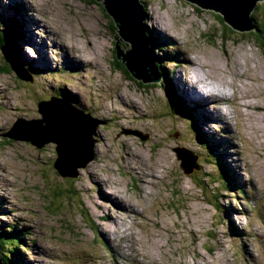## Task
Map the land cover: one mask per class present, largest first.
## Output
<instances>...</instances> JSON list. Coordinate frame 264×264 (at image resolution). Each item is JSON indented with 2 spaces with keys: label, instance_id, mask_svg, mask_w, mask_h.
Returning a JSON list of instances; mask_svg holds the SVG:
<instances>
[{
  "label": "rangeland",
  "instance_id": "rangeland-1",
  "mask_svg": "<svg viewBox=\"0 0 264 264\" xmlns=\"http://www.w3.org/2000/svg\"><path fill=\"white\" fill-rule=\"evenodd\" d=\"M25 1L0 0V11L5 12V18H0V30L9 31L14 46L9 50L0 46V89L5 90L4 93L11 98L10 103H16L17 107L16 110L2 107L0 98V194L3 192L7 199L2 201L4 204L0 202V229L16 223L25 230V235L20 239L23 246L15 251L22 256L21 263L264 264V154L261 155L264 152V137L253 139V150L246 147L239 128L242 117L238 116V109L242 106V101L233 96L230 103L224 104L232 117L231 132L228 125L224 126L215 119L216 113L224 116L220 111L223 105L216 107L213 96H188L183 92L179 79L186 76L190 81V67L188 63V66L177 65L173 68L175 78L171 77V83L175 90H179L186 103H191L194 97L200 98L202 104L208 98L214 100V104L210 103L205 110L196 111V117L199 118L196 122L190 121L195 131L183 120L179 129L173 131L168 116L165 118L164 114V127L152 114L151 118L142 119V126L146 129L140 133L144 139L138 134L125 133L127 129L132 130L127 125L129 121L136 119L137 113L126 109L127 117H119L117 109L121 107L120 94L147 111L168 113V110L173 109L171 113H175L177 110L171 106V99L175 98L173 92L162 83V78L160 87H157L159 82L142 86L122 67L114 70V64H117V58L113 56L117 29L111 26L112 19L101 8L100 2L30 0L36 11L28 14ZM144 1L149 12L145 27L151 34L148 38L155 51L153 55L162 65L167 63V68L173 67L170 60L182 59L181 48H190L200 60L214 63L228 54V51L224 53L221 50L222 43L230 49L231 58L240 49L246 51L249 48L251 54H259L253 58L256 61L254 63L264 61V46L260 45V42L264 43V1H258L254 6L251 16L255 29L248 31L234 30L223 22L220 12L186 0H142L143 10ZM18 2L22 5V14L13 7ZM9 6L12 7L8 8ZM19 13L21 17L16 21ZM42 14L52 34L39 24H43ZM151 17L179 37V47L173 44L168 35L159 33L150 26ZM203 20H206L205 23ZM31 26L37 29V33L33 31L36 38L29 41L28 39L33 38L29 32ZM19 30L23 38L17 40L20 37ZM16 41L23 45L22 49L16 47ZM25 44L41 48L45 45L47 49L44 68H33L32 64H28L34 75L25 71L23 61L31 58L37 64L41 56H37L33 48L25 47ZM65 51L73 52L78 57L83 55L86 59L91 58V61L83 63V66L68 57ZM40 53L44 55L41 49L37 51L38 55ZM176 53V58H169ZM42 59H45L44 56ZM209 71L219 80L223 74H227V67L222 62L220 67L210 68ZM30 77H35L36 82L31 83ZM23 78L33 86L32 90H23ZM235 82L233 78V93ZM257 85L254 83L252 86ZM63 90L69 100L83 101L84 104L79 105L87 109L86 113L91 117L103 122L105 120V123L96 127L97 135H93V138H97L94 142L97 143V149L106 150L103 162L94 145V158L87 164V170L79 168L78 176L71 181L63 180L53 167L55 154L51 143L40 148L3 135L8 133L17 118L38 116L37 103L40 99H48L50 96L62 98ZM143 91L152 96L149 104L145 93L147 106L144 105L143 98L138 97ZM174 93L179 98L178 92ZM138 99L141 103L135 102ZM250 112L257 115L255 110ZM251 118L248 117L247 123H250L249 127L252 129L254 122ZM36 119H41V115ZM42 122L40 120L39 123ZM27 126L32 127L30 124ZM44 127L45 124H42L41 128ZM132 128H137L136 124ZM198 130L201 132H197ZM150 131L162 138L184 143L176 147L194 149L195 152L192 153L197 156L199 169L185 174L172 147L176 159L173 168L162 173L164 181L147 178L150 184L144 185L143 189L148 196L143 198L135 191H124L123 182L131 179L119 174L118 165L126 163V156L124 159L120 156L129 153L128 150L141 152L142 148L147 159L137 157V166L144 176L148 164L153 162L148 152V142L153 140ZM170 131L172 133L168 136ZM200 139L206 140L208 146L219 147L222 151L220 156L223 157V165L224 161L229 163L231 170V188H226L230 182L228 177H224V182L218 180L216 169L208 160V153L203 149L198 151L204 144ZM228 142L232 148L227 147ZM123 143L127 145V150L122 148ZM229 150L236 155H231ZM165 153L164 147L158 151L159 155ZM35 160H40L41 164H37ZM11 163L24 164L28 168L16 176ZM233 167L240 169L234 172ZM2 170L6 171L5 177ZM91 170L105 181L99 192V186L88 177V174L92 175ZM82 181L87 190L91 187L92 194L101 196L100 201L105 210L114 215L116 224L107 218L97 219L91 213V202L80 185ZM114 188L120 189L121 195L136 207L142 218L132 214L131 217H126L127 213L118 210L110 196H104ZM161 193H165V196L161 197ZM147 217L151 220H144ZM154 239H158V244L151 246ZM114 246L120 247L119 254L114 252Z\"/></svg>",
  "mask_w": 264,
  "mask_h": 264
},
{
  "label": "bare ground",
  "instance_id": "bare-ground-1",
  "mask_svg": "<svg viewBox=\"0 0 264 264\" xmlns=\"http://www.w3.org/2000/svg\"><path fill=\"white\" fill-rule=\"evenodd\" d=\"M186 1L191 2L189 0H186ZM25 2H26V6L28 8V14L33 12V11H36V8L30 2V0H26ZM191 3H193V2H191ZM11 7L12 6H9L8 8H11ZM210 10H212V9H210ZM148 14H149V12L147 10V6L145 5V1H144V11H143V17H142V24L143 25L146 24ZM58 17L60 18V14L58 15ZM0 18H2V19L5 18V12L3 13L0 11ZM163 19L167 20L164 16H163ZM206 20H203V22L205 23ZM222 20H223V18H222ZM27 21H24V22L26 23ZM223 22H225V21L223 20ZM225 23L230 26V24H228L227 22H225ZM39 24L43 25V27L46 28V31L49 34L53 33L51 31V29L49 28L48 23L44 18V15H43V24L41 22ZM150 26L154 30L158 31L159 33H164V34L168 35L171 38L173 44L179 47V40H180L179 37L177 35L171 33L170 31H168V29L166 27H164L154 17H151V19H150ZM33 31L37 33V29L34 28L33 26H31L29 29V32L31 33L33 38L28 39L29 41L35 40V38H36V35L32 34ZM7 32L8 31H6V30H0V40L2 41V45H0V46H4L6 50H9L11 48H14V46H13L12 42L9 43V34H6ZM230 40H232V42H233V39H230ZM237 41H239V40H236V42ZM149 45H150V42H149ZM16 47H19L20 49H22L23 45H21L19 42H17ZM25 47L33 48L36 55L39 57L41 56V59H39L40 61H37L38 62L37 64H36V60L31 59V58H28L29 61H23V64L25 66V71L29 74L34 75V73L31 71V68L28 66V64H32L33 68H38V69L44 68L45 64L47 62V60H46L47 58L45 55V50H47V49H46L45 45L43 46V48H41L37 45H34L32 47L29 44H25ZM150 48H151V45H150ZM220 48L224 53L226 51H228V54H225L223 57L218 58L217 61L214 63L209 62L205 59L200 60L198 58L196 52L192 51L190 48H181L183 51V57H182V59L177 58V61L180 63H176V65L186 66L188 63V65L190 67V76L191 77H190V81H188L186 76L181 77L179 79V81H180V84H181L183 91L186 95H188V96H194V95L199 96L200 95L201 97H204V94H206L208 96H213L215 98L216 107L218 105H223L220 108V111L223 113L224 117H221L216 113L215 119L219 123L223 124L224 126H225V124L228 125L231 128V132H232V127H231V121L230 120L232 117H231L230 111L224 106V104L230 103L233 96L235 98L240 99L242 101V106L238 109V116L240 115L242 117L241 118L242 122H241V126H239V128H240V131L243 134H245L246 147L253 150L252 143H254V142L248 136H246L247 132L249 130V124H250V123H247V119H248V117H252L251 119L254 122V124L252 125V129L254 130L253 134L255 135V137L256 138L264 137V61L254 63L256 61L253 58L259 56V54H257V53L251 54V49H249V48H247L246 51H243L242 49H240L239 52L236 53L232 58L229 57V53H231V51L228 48V46H226L225 44L222 43L220 45ZM40 49L44 52V55H41V53H40V55L37 54V51ZM151 51L153 53L155 52L152 48H151ZM65 52L68 55V57H70L72 60H74L76 62L82 63L83 66H85L83 63H88L91 61V58L86 59V57L83 55L78 57L76 55H73V52L72 53H69V51H65ZM191 54H195V56H191ZM171 55L173 58H176V56H178V53L171 54ZM42 56H44V58H45L44 60L42 59ZM26 58L27 57H25V59ZM80 58H83V59H80ZM222 62H224L226 67H227V74H223L219 80H216L214 78V76L210 73L209 69L220 67ZM50 69L52 70V68H50ZM233 78L236 81L234 84V87H235L234 93L231 90V88L233 87ZM23 80L25 81L24 86H23V90H25V91L32 90L33 86L30 85V82L25 80L24 78H23ZM254 83H257L258 85L252 86ZM148 84H150V83H148ZM160 84L161 83L159 81V83H157V87H160ZM241 88H242V91H241ZM226 89H227V92L225 93ZM4 92H5V90L0 89V98L2 100L1 106L7 107L9 110H16V108H17L15 106L16 103L14 105H12L10 103L11 98L8 97L7 94H5ZM145 93H147V92L143 91L141 93L142 95H140V93H139L138 97L143 98V103H144V105L147 106V102L144 100ZM154 94H156V93H154ZM147 95H148V102L150 104V102L152 100V96H150L148 93H147ZM211 99L208 98L207 102L205 101L202 105L198 106V108H199L198 111L199 110H205V107L209 106L210 103L214 104V100L212 101ZM139 100L140 99H138L135 102L141 103ZM64 101L70 103L72 106L78 108L79 110H83L84 113H86L88 111L87 109H85L83 107L81 108V106L79 105V104H84V102L81 100H78L77 102H73V101L71 102L69 99H64ZM120 103H121V107L117 109V114L119 115V117H122V118L127 117L126 109H129V110L137 113L135 115L136 119H134L133 121H129V125H127V126H128V128L135 130L138 133H140V132L142 133V132H144L143 130L146 129L145 127L142 126V119L151 118L152 114L156 116L158 122H162L160 124H163L164 127H165V123H164V119H163L164 114H165V118H166V116H168L169 121L171 122L170 125H171L173 131H176L179 129V125H180L181 120L186 121L187 124L189 125L188 117L184 113H182L181 111H178V110L175 113H171L173 111V109L168 110V113L160 112V111H154V110L147 111V109H143L142 107L131 102L128 98H126L124 95H121V94H120ZM187 103H189V102H187ZM250 110H255L257 115L251 114ZM11 113H13V111ZM37 113L39 116L40 114L38 111H37ZM38 116L33 117V118H26V117L25 118L26 119H36ZM133 124H136L137 128H132ZM223 128L226 129L227 132L229 133L227 128H225V127H223ZM150 133L152 134L153 140L151 142H148L149 146L150 147L152 145L159 146V150L164 147L166 149V153L164 155H159L158 154L159 150H158L156 153L151 154L150 150H148L149 157L152 156L153 162L150 161V163L148 164L146 171L143 173L144 176L140 174V171L138 170L139 167L137 166V164H138L137 157H139L141 160L147 159L145 151L142 148H141L142 153L135 151V150H132V151L128 150L129 153L126 152L124 155L120 156L121 159H124L126 156V158H127L126 163L124 165H118V169L120 171L119 174L121 176H128L131 179V181H124L123 182L124 191L125 192L135 191L137 194H139L140 197H143V198L148 196V195H146V191L143 189L144 185L150 184V182L147 181V178H152L155 180L159 179V180L164 181L165 179L162 176V173L165 171H170L176 162V159L175 160L172 159V157L173 158H175V157H174V152H172L171 148L172 147L176 148L177 145H184V143L179 142V141H175V140H172L169 138H162L155 132L150 131ZM171 133L172 132L170 131L168 133V136H170ZM96 135H97V129H96ZM219 135H220V138L223 140V138L221 137V134H219ZM161 139H163V141ZM229 139H230V137H229ZM96 140H97V138H96ZM50 143L54 149V154H55L54 161H55V159H56V148L55 147L56 146H55V143L53 141H51ZM47 144H49V143H47ZM94 145L96 147V150L99 151V153H100V161L103 162V157L106 153V150L103 148L97 149V143L96 144L94 143ZM226 145L228 148H232V146L230 145L229 142L226 143ZM122 148L124 150H127V145H125L123 143ZM93 150H94V154H95V148L94 147H93ZM189 150L191 152H195L194 149H189ZM199 150H201V147L198 148V151ZM229 151H230L231 155H236V153L232 152L231 150H229ZM263 154H264V152H261V155H263ZM186 159H189L188 156H186ZM35 161L37 164H39V165L41 164L40 160H35ZM87 164L84 167H81V168H83V171L87 170ZM0 165H1V162H0ZM10 165H11L13 171L15 172L16 176L19 174H22V171H25L28 168L27 165L20 164V163H11ZM156 168H158L159 170H157ZM239 169H240V167H238L237 169H235V167H233L232 171L236 172ZM2 172H3V174H2L3 177H5L6 171L2 170ZM91 173H92V175L88 174V177L90 178L91 182L96 183L99 186V188H98V192H99L102 190L103 186L105 185V181L103 178L98 176L95 173V171L91 170ZM57 174L59 176H61L62 179L65 181H67V180L71 181L78 176V175H76V176L61 175L58 173V171H57ZM200 174H202V172H200ZM35 178L36 177H34V179ZM80 178H81V176H80ZM80 185H81V188L87 194V197L91 202V204L89 205V207L91 206L90 207L91 213H93L97 219L106 220V218H107L108 220L112 221V223L116 224L117 222H116V218L114 217V215L111 214L109 211L105 210V207L102 204V201H100L101 196H99V195L97 196V195L92 194L91 193V187H90V190H87V187H84V185H83V181L81 182ZM88 185H90V183H88ZM2 193L3 192H1V194H0V200H1V202L2 201L5 202V201H7V199L5 198V195H3ZM104 196H106V197L110 196L114 200L115 207H117L118 210H121V212L127 213L126 217H131V214H132V215H137L138 217L142 218L141 214L136 210V207L133 204L129 203L127 201V199H125L121 195L120 189L114 188V189L110 190L108 192V194H104ZM164 196H165V193H161V197H164ZM144 220L148 221V220H151V218L147 217ZM147 223H150V222H147ZM27 226L29 228V225H27ZM183 227L185 228V225ZM163 230H166V228L163 227ZM190 231H192V229ZM135 239H139V238L135 237ZM110 243H112V240H110ZM157 244H158V239H154L151 243V246H154ZM114 252L116 254H119L120 253V247L114 246ZM252 260H254V259H252Z\"/></svg>",
  "mask_w": 264,
  "mask_h": 264
},
{
  "label": "water",
  "instance_id": "water-1",
  "mask_svg": "<svg viewBox=\"0 0 264 264\" xmlns=\"http://www.w3.org/2000/svg\"><path fill=\"white\" fill-rule=\"evenodd\" d=\"M100 2L116 26L115 56L137 81L144 84L159 82L162 78L159 67L153 56L142 24L143 3L140 0H96ZM200 7L221 13L225 22L238 31L254 29L250 17L257 1L263 0H189ZM41 119L19 117L4 136L12 140H22L32 146L42 147L53 141L56 148V159L53 167L61 175L76 176L77 170L84 167L94 158L93 146L96 141V127L105 123L91 117L89 113L51 96L48 100L37 103ZM40 120L43 122L40 124ZM49 123V124H48ZM30 124L32 127H28ZM45 124L44 128H41ZM48 126V127H47ZM32 128V129H31ZM125 133L138 134L135 130ZM36 135V136H35ZM180 160V168L185 174L199 169L196 155L187 148H174ZM188 156L189 159H186ZM0 264L2 260L0 258Z\"/></svg>",
  "mask_w": 264,
  "mask_h": 264
},
{
  "label": "trees",
  "instance_id": "trees-1",
  "mask_svg": "<svg viewBox=\"0 0 264 264\" xmlns=\"http://www.w3.org/2000/svg\"><path fill=\"white\" fill-rule=\"evenodd\" d=\"M13 7L18 12H20L22 14V5L21 4H14ZM101 8L103 9V7H101ZM20 13L17 15V18H15L16 21H19V18L21 17ZM251 19L253 21L252 16H251ZM0 23H2V21ZM14 23H17V22H14ZM112 23L113 22H110L111 26H115L114 23L113 24ZM253 23H254V21H253ZM263 25H264V20H263ZM229 27H231V26H229ZM115 28H116V26H115ZM144 29H145V32H146V36L150 37V35H151L150 31L145 27V25H144ZM11 31H12L13 36H14L13 28H12ZM6 34H9V43H11L12 39H13L11 37L12 35L9 33V31ZM19 36L20 37L17 38V40H19L20 38L21 39L23 38L22 37V32L20 30H19ZM0 45H2V41L1 40H0ZM260 45L264 46V43L260 42ZM114 55H115V52H114V49H113V56ZM114 58H115V56H114ZM169 58H173V57H169ZM170 61H176V60H170ZM156 65L159 67V70L161 72L162 83H165L169 87L170 92L171 93L173 92V95L175 97V98L171 99V106L174 109H176L178 111H181L182 113H184L188 117L189 126L192 128V126L190 124V121L196 122V120L199 118V117H196V112H193L194 111L193 110V108H194L193 105H190V104L187 105L184 100L181 102L176 97V95L174 93V92H176V90L174 88V85L171 83V75L169 73L170 70L167 68V63H163V65H162L159 61H157ZM120 67H122V69L125 72L128 73V71L126 70L125 66L123 64H121L119 61H117V64H114V70L120 69ZM0 69H2V67H0ZM52 70H54V68H52ZM168 74L170 75L169 77L167 76ZM128 78L131 79L132 76H131V78L128 76ZM34 82H36L35 79H34ZM137 82L142 84V86L153 85V84H144L141 81H137ZM164 88H165V86H164ZM62 92H63L62 95H64V98H66V95H65L66 92L65 91H62ZM184 111H186L187 114H189V116ZM197 132L200 133L201 131L198 130ZM200 140L202 141L201 143H204L203 145L200 146L201 150L203 149L206 153H208V158H209L208 160L215 167L216 172L218 174V180L221 181V182H224V177H228L230 179V182L227 180V182H229V184L226 185V188L227 189L231 188L232 187V182H231L232 178L229 176V170H228L229 167L226 166L225 164L223 165V162H222L223 159L220 156V154H219V152H218V150L216 148L208 146L206 140H203V139H200ZM149 150H150L151 154L156 153L159 150V146L152 145L149 148ZM172 159L175 160V158H173V157H172ZM213 182H215V181H213ZM25 233H26L25 230L22 227H19V225H17L16 223H14L11 226H6V227L0 229V248H1L0 258H1L3 264H22L21 262H22L23 259L20 258L22 256L20 254H18V253H15V251H16L17 248H20V247L23 246L22 242L20 241V239H21L22 236L25 235ZM24 245L27 246V244H24Z\"/></svg>",
  "mask_w": 264,
  "mask_h": 264
},
{
  "label": "clouds",
  "instance_id": "clouds-1",
  "mask_svg": "<svg viewBox=\"0 0 264 264\" xmlns=\"http://www.w3.org/2000/svg\"><path fill=\"white\" fill-rule=\"evenodd\" d=\"M140 1H142V0H140ZM264 1V0H263ZM258 2V1H257ZM257 4V3H256ZM103 7V6H102ZM104 9V8H103ZM105 10V9H104ZM106 12V11H105ZM252 12V11H251ZM107 13V12H106ZM108 15V14H107ZM109 16V15H108ZM250 17H251V13H250ZM112 19V18H111ZM112 22H113V20H112ZM253 22V21H252ZM114 23V22H113ZM254 24V23H253ZM254 29H255V25H254ZM114 52H115V50H114ZM153 53V52H152ZM115 56V55H114ZM154 56V55H153ZM155 58V57H154ZM116 61H118L117 59H116ZM157 62V61H156ZM170 63H172L173 64V67L172 68H168L169 70H170V75H171V77H173V78H175V75H173V73H172V71H173V68L175 67H177V65H176V63H180V62H178L177 60L176 61H170ZM59 69H62V67H59ZM64 69V68H63ZM65 70V69H64ZM55 71H53V73H54ZM56 74V73H55ZM34 78L35 77H30V82H34ZM182 90H183V88H182ZM63 91H65V90H63ZM176 91L178 92V99L180 100V101H183V97L181 96V94H180V92H179V90L178 89H176ZM66 92V91H65ZM184 92V91H183ZM63 93V92H62ZM62 93H61V95H62ZM66 95V94H65ZM51 97V96H50ZM50 97L48 98V99H50ZM54 97H56V96H54ZM57 98H60V97H57ZM47 98L46 99H40L39 101H41V100H48ZM64 99H68L67 98V96H66V98H64V95H62V98H60V100H62L63 102H66V101H64ZM71 102L73 101V100H70ZM73 102H75V101H73ZM68 103V102H67ZM187 105L189 104V103H186ZM200 105H202V103H201V101L199 102V104L197 105V106H200ZM198 111V110H197ZM194 112V111H193ZM26 119V118H25ZM241 136L245 139V134H243L242 132H241ZM246 136H248L252 141H253V139L255 138V135L253 134V132H252V129L249 127V130H248V132H247V135ZM183 148H185V147H183ZM217 150H218V152H219V154H222V151H220L219 150V147L218 148H216ZM190 151V150H189ZM195 155V154H194ZM197 157V156H196ZM223 158V157H222ZM197 165H198V163H196ZM224 164L226 165V166H228V164L229 163H227V162H225L224 161ZM199 166V165H198ZM228 170H229V173L231 174V170H230V168H228ZM231 178H232V175L230 176Z\"/></svg>",
  "mask_w": 264,
  "mask_h": 264
}]
</instances>
